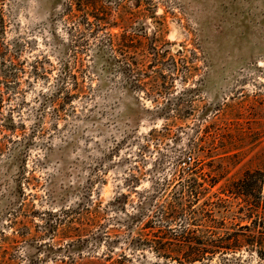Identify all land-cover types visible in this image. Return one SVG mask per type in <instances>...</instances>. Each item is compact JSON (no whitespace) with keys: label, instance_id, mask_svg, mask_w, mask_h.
<instances>
[{"label":"rangeland","instance_id":"obj_1","mask_svg":"<svg viewBox=\"0 0 264 264\" xmlns=\"http://www.w3.org/2000/svg\"><path fill=\"white\" fill-rule=\"evenodd\" d=\"M67 1L0 0V262L176 264L148 202L264 168V0Z\"/></svg>","mask_w":264,"mask_h":264},{"label":"trees","instance_id":"obj_2","mask_svg":"<svg viewBox=\"0 0 264 264\" xmlns=\"http://www.w3.org/2000/svg\"><path fill=\"white\" fill-rule=\"evenodd\" d=\"M82 2L83 0L67 1V11L81 12ZM96 5L91 1L83 4L87 9V16L95 21L101 19L93 15ZM84 23L92 24L87 20ZM63 90V86L57 89L53 103ZM71 97L73 96L67 93L65 98L70 100ZM154 132L151 130L149 136ZM192 151L197 153L196 150ZM222 178L218 176L216 181H210L209 187L217 185ZM135 181L137 179L134 176L128 179L130 184ZM193 186L189 181L184 186L186 189H192L189 191L192 199L197 193H193L196 189V186ZM221 189L226 198H219V202L209 203L208 207L193 208V200L187 204L182 197L176 202V206L169 208L154 206L149 201L148 205L154 207V210L152 215H148L145 227L149 230L142 246L157 257L176 264H251L254 257L264 264V168L246 171L242 177ZM155 218L158 221L154 220ZM177 220L201 226L203 229L199 233L206 236H196V233L190 231L183 223L176 226L180 238H159L154 235L167 234L171 230L169 224ZM0 264L15 263L3 258Z\"/></svg>","mask_w":264,"mask_h":264}]
</instances>
